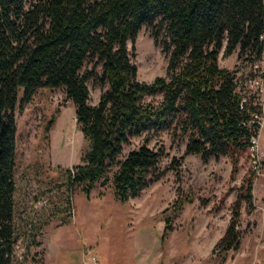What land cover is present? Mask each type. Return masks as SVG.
<instances>
[{
    "label": "trees",
    "instance_id": "trees-1",
    "mask_svg": "<svg viewBox=\"0 0 264 264\" xmlns=\"http://www.w3.org/2000/svg\"><path fill=\"white\" fill-rule=\"evenodd\" d=\"M143 25L153 29L156 40L162 34L169 57L166 75L151 82L139 80L128 48ZM225 42V56L236 50L247 61L263 56L264 0H0V264H14L15 110L21 88V109L37 89L63 88L89 141L80 164L65 170L66 183L81 186L89 198L114 169V198L124 203L154 180L162 153L149 146V135L167 127L172 116L184 124L186 154L205 160L230 156L237 162L249 148L255 132L249 123L263 110L255 93L240 88L237 71L219 66ZM89 79L107 86L95 105ZM157 94H162L159 102L146 100ZM134 136L143 137L142 143L120 159ZM242 187L213 250L221 263L240 248L242 204L248 213L254 209L252 178ZM191 200L178 196L165 210L172 213L162 243Z\"/></svg>",
    "mask_w": 264,
    "mask_h": 264
},
{
    "label": "rangeland",
    "instance_id": "rangeland-1",
    "mask_svg": "<svg viewBox=\"0 0 264 264\" xmlns=\"http://www.w3.org/2000/svg\"><path fill=\"white\" fill-rule=\"evenodd\" d=\"M152 28L143 25L128 48L138 68V78L151 82L165 76L169 57ZM218 63L236 70L244 93L264 91V53L260 59L238 58V50ZM88 69L92 67L87 62ZM262 79L263 86L254 85ZM90 104L98 103L107 86L89 79ZM18 92L14 223V264H264V174L256 175L250 148L237 162L230 156L203 159L186 154L188 135L183 122L172 116L165 128L154 129L148 144L162 155L154 180L141 194L127 202L114 198L111 170L107 180L97 182L87 198L81 186L71 188L65 170L81 162L89 141L76 125L75 106L63 88L42 87L23 108ZM162 94L147 96L159 102ZM264 111V109H263ZM54 120L50 130L46 129ZM259 138L260 160L264 164V112ZM261 125V126H262ZM134 136L124 145V158L142 143ZM252 178L254 209L242 204L240 248L230 251L224 263L216 243L223 236L232 205ZM107 181L102 185V181ZM73 189V191H72ZM190 197L174 217L172 231L164 243L161 234L176 198Z\"/></svg>",
    "mask_w": 264,
    "mask_h": 264
},
{
    "label": "built area",
    "instance_id": "built-area-1",
    "mask_svg": "<svg viewBox=\"0 0 264 264\" xmlns=\"http://www.w3.org/2000/svg\"><path fill=\"white\" fill-rule=\"evenodd\" d=\"M254 85H256L257 87L263 86V80L262 79H255L254 80ZM261 92L259 95V97H257V101L259 102V104L262 107V110L264 109V91L263 88H261ZM246 98H243L242 100V104L241 106L243 107V104L246 103ZM264 112V111H263ZM260 118L261 117H257V115L254 117V119L256 120H251L250 121V125L252 126L254 123V134L251 135L250 138V150H251V156H252V160H253V164H254V169L256 170V175H261L264 174V164L262 163V161L260 160V153H259V138H260V134H261V129L263 128V125L260 122ZM255 122L258 123L259 126H255ZM262 125V126H261Z\"/></svg>",
    "mask_w": 264,
    "mask_h": 264
}]
</instances>
